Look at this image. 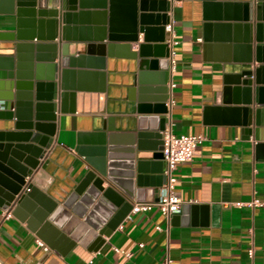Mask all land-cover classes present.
I'll return each mask as SVG.
<instances>
[{
	"label": "water",
	"instance_id": "obj_1",
	"mask_svg": "<svg viewBox=\"0 0 264 264\" xmlns=\"http://www.w3.org/2000/svg\"><path fill=\"white\" fill-rule=\"evenodd\" d=\"M58 1L0 0V13L16 14V27L0 30V118L13 121L14 126L0 129V207L28 218L39 236L63 252L77 241L97 250L105 241L103 235L116 229L133 202L158 199L159 187L167 179L161 131L170 109L166 23L171 1L80 0L77 5V0H64L63 11L55 7ZM157 6L162 12H155ZM61 15L63 25L59 23ZM78 15L95 16L97 41L79 43L73 37L77 28L85 29L77 25ZM203 17L205 50L214 48L224 53V60L237 64L225 74L224 102H232L233 90L248 91L253 76L258 84V103L264 102V0H203ZM253 24L254 59L260 62L254 68ZM231 25L235 30L241 25L246 27L244 42L234 37V54L231 44L222 42L231 39ZM141 31L144 41L137 50H131V42L139 39ZM59 33L62 40L68 41V51L61 55L58 43L52 42ZM35 38L38 41H28ZM153 41L160 43H150ZM80 47L93 49L96 55L77 50ZM152 54L163 58L159 73L144 69L150 63L157 64L155 58H148ZM116 55L134 62L138 59V85L135 88L131 84L129 89L131 102L134 105L133 100H137L140 115L132 127L125 129L121 126L127 124V118L95 115L93 130L80 135L74 148L92 167L75 179L68 175L75 155L60 146L52 148L57 126L55 110L107 112L105 68ZM85 66L99 69L82 68ZM243 109L249 111L248 106ZM260 113L261 107H257L256 123L260 122ZM243 123L248 125L251 120L246 118ZM118 142L125 144L126 169L122 177L113 167ZM257 147L261 150L264 142H258ZM40 166L55 177L47 189L31 180ZM182 207L187 213L203 205L186 203ZM180 212L174 214V219L180 217Z\"/></svg>",
	"mask_w": 264,
	"mask_h": 264
},
{
	"label": "crops",
	"instance_id": "obj_2",
	"mask_svg": "<svg viewBox=\"0 0 264 264\" xmlns=\"http://www.w3.org/2000/svg\"><path fill=\"white\" fill-rule=\"evenodd\" d=\"M170 1L168 13L174 20L178 43L175 45L174 102L166 114V126L171 125L176 133L205 135L193 159L178 164L175 170L178 178L176 190L183 204L198 203L203 207L196 212L189 209L187 213L182 207L177 220L174 215L167 218L158 206L135 212L110 235H103L105 241L97 250H90L77 241L66 252L51 246L39 236L28 218L13 212L3 216L5 209L0 207V217L3 216L0 223V264H160L168 247L173 264H264V207L246 203L254 196L264 198V147L261 150L257 147L258 142H264V102L258 103V84L253 76L248 91H231L232 102L225 103V74L233 71L237 64L234 60H224V53L214 48L205 50L203 0ZM76 3L79 5L80 0ZM55 7L63 11L64 0H59ZM88 7L93 9V4ZM159 7L156 13L162 12ZM230 22L232 24L233 21ZM59 23L65 24L62 15ZM96 23L94 15H78L77 25H84L85 29L77 28L73 37H77L79 43L97 41ZM15 27V13H0V30ZM229 32L231 39L222 42L231 44V53L234 54V37L238 42H244L246 27L241 25L235 30L231 25ZM250 32L253 44L251 65L254 68L260 63L254 59V24ZM142 41L144 32L141 31L139 39L131 42L130 49L137 50ZM52 42L58 43L60 55L68 51V41L61 39V33ZM77 50L96 55L93 49L89 51L87 47ZM152 55L148 58H155L157 64L150 63L144 69L159 73L163 58ZM137 60L134 62L128 57L116 55L111 59V64L107 61V112L55 110L57 126L52 148L60 146L75 155L68 167L70 177L79 179L92 167L85 156L74 148L80 135L93 130L95 115L106 117L115 114L119 118H127V124L121 126L124 129L132 127L137 121L140 115L137 100H133V105L129 89L131 84L135 88L138 85L135 82L140 69ZM56 62H59V58H56ZM82 68L99 69L96 66ZM166 75L168 85V70ZM135 92L138 94V89ZM168 92L170 96V90ZM247 99L251 102L246 103ZM244 106H248L249 111L245 112ZM257 107H261L259 123L254 121ZM246 118L251 120L248 125L243 123ZM13 127V121L0 118V129ZM124 145L118 142L113 160L114 170L119 177L126 169ZM54 179L40 166L31 180L47 189ZM116 190L121 192L119 188ZM251 243L254 246L253 257L247 253Z\"/></svg>",
	"mask_w": 264,
	"mask_h": 264
},
{
	"label": "built area",
	"instance_id": "obj_3",
	"mask_svg": "<svg viewBox=\"0 0 264 264\" xmlns=\"http://www.w3.org/2000/svg\"><path fill=\"white\" fill-rule=\"evenodd\" d=\"M166 30L169 32L167 42L170 45L169 55V90L171 95L169 96L167 103L172 105L174 98L172 95L173 87L176 85L174 80V72L176 69L177 59L175 45L178 43L175 32V24L172 18L166 23ZM201 40L202 38L199 37ZM163 138V154L164 159L167 161V179L159 187L158 199L148 201H134L131 210L125 218L131 217L132 213L139 211H147L154 206H158L162 213L167 217L171 218L175 213L180 212L182 209L183 199L176 190V182L178 180L175 170L180 162L188 161L193 159L197 147L205 139V135L202 133L188 134V133H176L172 129L171 125H167L162 131ZM249 205H259L264 207V198L254 196L252 199L246 202ZM12 213L11 208L5 209L3 216L10 215ZM3 216L0 217V223L2 222ZM122 226V223L120 224ZM158 228H161L158 225ZM42 244L43 241H40ZM254 246L251 243L247 249L249 257H253ZM160 264H173V258L170 254L169 247L167 248L164 257Z\"/></svg>",
	"mask_w": 264,
	"mask_h": 264
}]
</instances>
